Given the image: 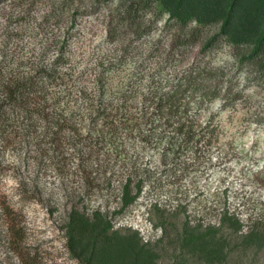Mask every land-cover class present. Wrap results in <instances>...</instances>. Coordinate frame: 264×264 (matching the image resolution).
<instances>
[{"label":"clouds","instance_id":"9594fccd","mask_svg":"<svg viewBox=\"0 0 264 264\" xmlns=\"http://www.w3.org/2000/svg\"><path fill=\"white\" fill-rule=\"evenodd\" d=\"M129 3H0V264H24L9 211L42 264H80L67 247L74 211L179 254L156 207L211 230V264H264V78L245 59L254 44L221 34L223 20L199 30L193 18L181 33L170 12L131 26ZM184 259L209 264L199 250Z\"/></svg>","mask_w":264,"mask_h":264},{"label":"trees","instance_id":"16d2710c","mask_svg":"<svg viewBox=\"0 0 264 264\" xmlns=\"http://www.w3.org/2000/svg\"><path fill=\"white\" fill-rule=\"evenodd\" d=\"M2 0H0L1 2ZM128 1V0H126ZM134 5V0H130ZM139 4L158 5L162 12H170L171 20L181 26H188L193 18L198 20L199 27L214 25L223 20L219 29L221 34H229L236 43H253L250 55L245 57L255 62L259 72L264 73V56L256 58L264 52V0H137ZM162 210L157 209V213ZM164 211L162 212V216ZM68 228L70 255L81 264H152L160 255L153 249L140 247L138 234L130 232L109 235L110 225L99 215L89 220L85 215L73 212ZM187 230V231H186ZM211 230L200 234L196 230L187 229L178 237L182 240L176 264H184L185 251L199 250L206 253L209 264L216 255L209 250L208 241Z\"/></svg>","mask_w":264,"mask_h":264},{"label":"rangeland","instance_id":"374dc122","mask_svg":"<svg viewBox=\"0 0 264 264\" xmlns=\"http://www.w3.org/2000/svg\"><path fill=\"white\" fill-rule=\"evenodd\" d=\"M137 0H134V5L132 2L129 3L128 7V12H127V17H122L121 19H128L130 21L131 26L138 25L142 21V15L145 12L151 11L154 15L155 18H159L161 14L164 12L161 11V9L158 7V5H144V4H139V2H136ZM128 1L122 0V7L124 6V3H127ZM3 3V0L0 2ZM169 23H172V20L169 21ZM174 26H179L180 32L183 33L184 29L187 28V26H181L176 23ZM207 27H199V30H204ZM195 31V30H194ZM243 62V61H242ZM260 77L264 78V73L259 72ZM158 207L154 208L153 210V215L155 217V221L159 225H163L165 227V235L168 236L171 234V240L173 242L178 240V237L183 233L186 227V222L179 217V215H169L166 214L164 211V215L162 216V212L157 213ZM161 210V209H160ZM134 213V210H132ZM9 215V220L12 223V247L21 254L24 264H42V257H41V252L39 249V246L36 248V255L32 256L29 254V252L21 247V240L23 239V231L18 230L16 228V224L19 220V217L15 216L12 214L10 211L8 213ZM66 227V225H65ZM132 232L131 230H128L125 234ZM154 251L157 252L160 256L161 255H167L177 263V256L179 255L176 251V248L173 247V250L171 252H167L164 249L157 250L154 248ZM46 255H50L49 253H45ZM69 259H74L70 253H69ZM184 259L183 257L180 258ZM81 264V263H80ZM184 264H188L187 260Z\"/></svg>","mask_w":264,"mask_h":264}]
</instances>
